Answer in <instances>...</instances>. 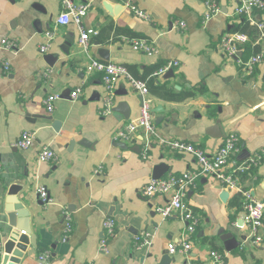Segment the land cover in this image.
<instances>
[{"label":"crops","instance_id":"1","mask_svg":"<svg viewBox=\"0 0 264 264\" xmlns=\"http://www.w3.org/2000/svg\"><path fill=\"white\" fill-rule=\"evenodd\" d=\"M74 1L91 3L82 22L97 31L90 38L89 53L79 44L80 24L56 22L63 10L59 0H0V204L10 188L29 187L35 209L31 226L38 244L34 249L30 241L25 243L17 264H40L46 252L50 257L44 264H158L170 242L181 240L186 221L178 212L164 218L157 208L166 204L168 196L147 197L144 187L154 179L157 164L168 165L162 177L197 170L199 164L193 155L166 146L148 149L141 130L130 141L116 139L117 130L138 117L141 95L122 78L116 85L114 107L126 102L128 117L114 110L101 114L105 87L101 73L87 70L89 57L124 64L135 77L149 80L152 108L164 109L153 111L162 136L192 142L212 153L235 133L240 139L239 161L264 151V61L254 73L246 74L239 60L245 59V45L236 57L221 49L222 37L239 31L245 19L236 13L238 0H215L219 11L207 18L211 9L207 0H109L125 6L116 17L105 7L106 0ZM130 1L153 20L137 16L127 5ZM256 16L264 19V11ZM181 20L187 22L184 30L179 28ZM49 30L54 31V39L42 54L40 46ZM5 38L15 46L3 43ZM73 38L76 45L70 46L68 40ZM141 38L154 43L157 52L135 49L133 41ZM256 43L262 46L258 52L264 51V40ZM48 54H54L51 62ZM169 61L179 64L163 75L155 74ZM152 67L155 71L150 73ZM79 87L80 96L72 98ZM51 93L59 95L53 112L44 102ZM25 130L35 132L37 141L21 149L15 143ZM84 139L88 145L81 144ZM45 147L56 152V159H39ZM240 185L242 191L213 176L197 180L186 201L200 215V224L190 237V252L169 253L171 264H212L213 250L223 256L216 264H264V221L260 242L243 224L245 192L264 199V158L240 176ZM40 186L47 188L51 199L44 205L39 204ZM223 192H228L226 199ZM65 208L73 218L67 239ZM107 217L116 220L117 230L103 251ZM12 230L1 213L4 246ZM227 232L233 234V244L239 242L231 251L221 239ZM147 234L150 243L138 247L136 242H143Z\"/></svg>","mask_w":264,"mask_h":264},{"label":"built area","instance_id":"2","mask_svg":"<svg viewBox=\"0 0 264 264\" xmlns=\"http://www.w3.org/2000/svg\"><path fill=\"white\" fill-rule=\"evenodd\" d=\"M63 6V10L57 17L56 22L60 25H67L72 22L81 25V35L79 38V44L82 49L89 53V41L93 34L97 31L94 28H85L82 26L83 18L87 15L91 3L81 2L77 3L74 0H59ZM207 4L210 6V11L206 13V17H210L219 11V8L215 0H207ZM133 10V12L145 20L151 21L153 17L149 12L139 8L133 1L127 3ZM264 11V0H238L236 7V13L245 17L258 27L259 38L258 40H264V19H258L256 12ZM179 28L184 30L187 28V22L181 20L179 22ZM54 31L49 30L47 32V40L40 46V52L42 54L47 53L52 45L54 39ZM250 41V36L244 32L234 31L224 35L221 39V49L230 57H236L242 51V46ZM3 43L12 47L15 44L12 41L3 39ZM133 47L137 50L144 51L146 53L157 52V46L150 42L146 38H141L133 41ZM87 64V70L89 72H99L102 74L103 83L105 87V93L102 99L101 114L108 115L113 112L115 106V90L118 81L125 78L130 86L143 97L140 113L135 120L130 121L124 128H120L116 132V139L122 141H130L134 134L138 131H143L146 134L147 148H151L157 144L160 146H166L171 150H176L182 153H188L193 155L199 164L197 170H187L181 174H170L167 177L159 179H152L145 187L144 193L147 197L155 195L168 196L166 204L157 208L158 212L164 217H170L175 212H178L181 218L186 221V231L184 232L179 242H170L168 249L170 254L182 250L189 253L192 249V242L190 237L194 234L200 224V215L196 213L193 208L186 201L189 190L196 186L197 180L202 176H213L223 182L229 188L242 191L240 185V176L253 167L259 165L264 158V151L256 152L248 159L239 161L236 158V154L240 149V139L235 133L228 135L223 144H221L214 152H208L203 147L196 145L192 142L168 138L162 136L155 123V117L152 108V98L149 96V88L145 81L135 77L128 68L121 63L106 62L99 58L90 56ZM240 64L246 74L254 73L256 67L264 61V51H260L252 54L247 59H239ZM177 61H169L162 65L155 74L163 75L172 66H177ZM6 69L9 68L8 62H5ZM82 88H76L72 91V98L77 99L81 94ZM59 95L57 93L48 94L44 102L50 112L55 109V102ZM37 141L36 133L31 130H25L15 145L21 149H26L33 146ZM39 159L41 161H48L56 159V152L51 148H42L39 152ZM2 164L0 162V170ZM40 198L48 203L51 201L48 190L45 186L38 188ZM244 203V218L243 224L248 225L254 235L255 241H262V237L259 234V229L263 225L264 221V199H257L249 192H245ZM65 228L64 238L67 239L73 231V218L70 211L64 209ZM105 236L101 240V249L106 251L108 249V240L116 234L117 223L112 217H107L104 221ZM149 235L147 234L143 242H136L138 247L149 244ZM4 240L0 232V263L3 256ZM49 253H44L40 256V264H44L48 260ZM213 257L212 264H216L222 259V254L216 250L211 252ZM186 264H200L195 261H188Z\"/></svg>","mask_w":264,"mask_h":264},{"label":"water","instance_id":"3","mask_svg":"<svg viewBox=\"0 0 264 264\" xmlns=\"http://www.w3.org/2000/svg\"><path fill=\"white\" fill-rule=\"evenodd\" d=\"M105 7L108 9L110 12V15L113 17H116L119 12L125 7L122 4H117L114 2H111L109 0H106L104 2ZM68 44L70 46L76 45V42L74 38L71 40V42L68 40ZM63 50H65V53L70 54V49H66L62 47ZM103 57L108 59V52L107 50L103 49ZM51 55L54 54H48V59L50 62L52 61ZM169 72H172L170 70ZM141 101H143V97L140 96ZM124 103V104H123ZM122 106H125L124 110ZM164 109L161 106H158L153 109L155 112H160L163 111ZM114 111H121L123 112L126 117H128V111H129V106L126 102H122L119 106L114 107ZM51 118V116H49ZM60 125L59 122H55V128L58 129V126ZM88 140L84 139L81 141V144L88 145ZM74 141L71 142L73 144ZM125 147H128L124 143ZM168 165L166 163H160L157 164L154 167V179H159L161 178L164 173L167 171L166 168ZM29 188V187H28ZM26 188L21 191V189L14 190L10 188L9 190V195L8 197L4 200L2 204H0V214L4 216L6 222L13 228L10 239L8 242L5 244V254L3 256L1 264H17L20 262V259L23 257L24 250L26 249L25 243L30 241L34 247V249L38 246L36 237L33 235L32 231V226H31V218H34L35 216V209L31 207V196L27 193L29 189ZM228 196V192H223L222 197L226 199ZM39 204L44 205V201L39 200ZM30 238H28V236ZM221 239L224 240L225 242V247L228 251H231L234 249L237 244H233L234 242V237L232 233H224L221 235ZM35 250L32 252L30 251L29 253L32 254ZM169 250L164 252L163 257L161 261L158 264H171L172 262V257L169 254Z\"/></svg>","mask_w":264,"mask_h":264},{"label":"trees","instance_id":"4","mask_svg":"<svg viewBox=\"0 0 264 264\" xmlns=\"http://www.w3.org/2000/svg\"><path fill=\"white\" fill-rule=\"evenodd\" d=\"M239 31L245 32L250 36V41L248 43L245 44V46L243 47V51H244V58L247 59L251 54L258 52L261 49V43H256V41L259 38V30L258 27L254 24H251L250 21L248 19H244L242 20V23L240 25V29ZM161 66V65H159ZM157 66V68L159 67ZM156 68V69H157ZM155 67L148 68L149 72L152 73V71L154 72ZM155 76V75H154ZM153 76V77H154ZM138 78L142 79V80H146L144 77H139ZM145 82H147V85L149 86L150 89V84H149V80H146ZM239 198H236V202H238Z\"/></svg>","mask_w":264,"mask_h":264}]
</instances>
